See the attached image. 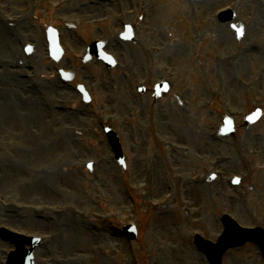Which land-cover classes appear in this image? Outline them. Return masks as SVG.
Here are the masks:
<instances>
[{
	"label": "rangeland",
	"instance_id": "1",
	"mask_svg": "<svg viewBox=\"0 0 264 264\" xmlns=\"http://www.w3.org/2000/svg\"><path fill=\"white\" fill-rule=\"evenodd\" d=\"M60 1L0 0V60H4L0 65V196L7 202L70 207L72 212L65 216L47 215L38 220L34 214L15 212L0 205V226L28 235L54 237L53 242L47 240L39 249L37 264H207L193 245L195 228L174 221L180 212L178 204L172 203H179L180 195L176 194L183 193L190 178L200 173L198 167L201 170L206 167L196 161V155L210 157L209 161L221 156L233 170H229L230 175L244 173L249 176V181L236 188L241 198L237 205L243 208L238 214L245 225L256 222L247 209H261L264 184L257 191L255 205L251 206L247 200L246 209L245 200L255 197L257 176L264 179V117L248 130L242 127L245 118L235 119L238 127L235 140L218 142L211 139L210 134L217 133L228 111L238 110L246 116L261 106L240 86L239 79L253 84L254 95L264 105V0H190L193 4L188 3V18L208 19L214 26L220 25L211 20L210 14L216 8L237 2L235 24L244 26L247 32L241 42L237 41L231 25L225 32L211 31L219 36L218 39L204 37L216 44L209 53L208 65L201 62L197 67H204V73H213L215 83L212 85L209 79H202L199 86L187 69L191 62L179 55L177 44L163 45L162 30L154 31L157 28L154 20L160 16L150 19V24L145 26L132 20L130 24L136 29L135 45L117 39L124 24L119 20L111 27V38L93 32L83 34L85 42L92 41L94 36V40L107 41V53L119 58L117 71L109 72L101 64L86 67L75 61L74 53L82 54L88 44L71 34L63 41V47L73 53L68 54L67 59L77 62L76 67H53L47 60L46 30L53 24L59 28L65 26L57 23L62 13L49 10L51 2ZM132 1H126L119 10H135L133 6L137 0ZM180 1L184 4L177 0L155 3L162 6L164 13L175 6L167 33L178 31L171 25H176L177 14L181 6H187L188 0ZM81 3V0H72L69 6L80 9ZM184 15L186 13L181 12L179 18ZM247 17L253 22H247ZM8 19L20 24L8 31L5 28ZM94 19H99L96 14L73 16L70 21L81 25ZM112 24L110 21L109 25ZM194 24L195 21H190L181 30L193 32ZM169 36L177 37L176 34ZM145 37L155 46L163 45L159 62L180 72L182 88L195 95L194 100L186 93L193 103L190 109L178 106L179 93L176 91L163 99L162 106L166 110L178 106L179 119L171 120L167 115L153 113L158 110L151 108V97L142 98L136 94V88L144 79H150L149 88L153 89L166 76L163 66L159 64L154 69L148 64ZM257 38L263 40V45L256 49L257 62H253V44ZM77 41H81V47L77 43L73 46ZM29 46L34 48L32 56L25 53ZM202 47L206 48V44ZM41 48L43 54L39 53ZM240 56L242 59H238ZM75 68L78 73L72 84L58 76L60 69ZM137 69L143 71L142 78L135 74ZM79 83H85L93 93V106L82 103L76 91ZM216 93L222 94V98L217 99ZM225 96L227 101L223 99ZM207 101H214V107L207 108ZM105 126L113 129L121 139L127 172L116 163L104 135ZM70 127L80 133L70 132ZM167 142L183 145L189 153H174L165 145ZM198 144L204 148L194 150L193 146ZM251 149L259 151L261 156L254 157ZM87 162L93 163L92 170L85 166ZM215 183L216 190H224L228 185L217 179ZM146 187H150L149 197L153 200L141 197L147 193ZM169 192L174 193L173 197L163 203L162 198ZM229 195L233 201L238 198ZM150 201L159 209L151 207ZM75 210L85 216H76ZM110 210L118 212L119 218L107 223L94 220V213ZM126 217L138 225L136 243L129 242L123 234ZM12 249L11 245L0 241V264H4ZM261 262L260 259L254 264Z\"/></svg>",
	"mask_w": 264,
	"mask_h": 264
},
{
	"label": "water",
	"instance_id": "2",
	"mask_svg": "<svg viewBox=\"0 0 264 264\" xmlns=\"http://www.w3.org/2000/svg\"><path fill=\"white\" fill-rule=\"evenodd\" d=\"M118 152V151H117ZM223 241H225L224 243H222L220 246H219V248H218V251H219V261L216 263V264H220V259H221V257H222V255L226 252V250L227 249H229L230 247H232V245L231 244H229V243H227V241H226V239H224ZM21 247V246H20ZM200 247L202 248V249H204L205 251H207L208 253V255H209V257L213 260V258H214V251H213V248H215V247H213V246H211V245H202V244H200ZM21 249H22V247H21ZM19 254H21V251L20 252H18L17 254H15L14 256H13V259H12V261L11 262H13V260H14V258H15V256H19Z\"/></svg>",
	"mask_w": 264,
	"mask_h": 264
},
{
	"label": "snow or ice",
	"instance_id": "3",
	"mask_svg": "<svg viewBox=\"0 0 264 264\" xmlns=\"http://www.w3.org/2000/svg\"><path fill=\"white\" fill-rule=\"evenodd\" d=\"M238 182V181H237Z\"/></svg>",
	"mask_w": 264,
	"mask_h": 264
}]
</instances>
